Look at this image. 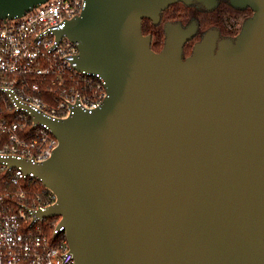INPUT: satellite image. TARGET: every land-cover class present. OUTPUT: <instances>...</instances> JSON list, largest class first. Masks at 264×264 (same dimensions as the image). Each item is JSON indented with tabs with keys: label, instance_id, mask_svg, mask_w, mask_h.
<instances>
[{
	"label": "water",
	"instance_id": "95a60500",
	"mask_svg": "<svg viewBox=\"0 0 264 264\" xmlns=\"http://www.w3.org/2000/svg\"><path fill=\"white\" fill-rule=\"evenodd\" d=\"M48 0H0V19ZM217 0H86L57 32L78 44V68L100 74L108 97L47 125L59 147L42 164L14 158L57 201L76 264H264V0L235 40L168 23L161 52L143 34L172 5Z\"/></svg>",
	"mask_w": 264,
	"mask_h": 264
},
{
	"label": "built area",
	"instance_id": "2783aa9c",
	"mask_svg": "<svg viewBox=\"0 0 264 264\" xmlns=\"http://www.w3.org/2000/svg\"><path fill=\"white\" fill-rule=\"evenodd\" d=\"M85 6L86 0H48L22 17L0 19V264H76L62 217H38L57 196L7 159L42 164L59 147L32 111L63 121L107 99L103 76L78 68V44L57 36ZM32 182L44 188L41 195Z\"/></svg>",
	"mask_w": 264,
	"mask_h": 264
},
{
	"label": "trees",
	"instance_id": "16d2710c",
	"mask_svg": "<svg viewBox=\"0 0 264 264\" xmlns=\"http://www.w3.org/2000/svg\"><path fill=\"white\" fill-rule=\"evenodd\" d=\"M222 7L223 6H220L218 9L213 10V11H203L204 15L202 16V18H200V19L197 18L198 19L197 21L199 22V25H200L199 33H200V31H204V30L206 31L207 29L211 28L212 26H218V25L221 26L222 23L224 22L223 21L224 16L225 17L227 16L228 19L229 18L230 19H236L240 22L242 20H245V18H247V16L251 14L250 10H235V9L233 10L231 8L232 11L228 12V10L226 8H224V10H223ZM185 8H187V6H185ZM166 11H165V13L162 14V15H164V17H165ZM185 18H188V17L185 16ZM241 27H242V25H239V27L231 26L228 29L226 26H224V30L227 34H229L231 36H237L238 34H240ZM142 29H143L144 35L152 34L153 39H155V38L158 39L157 41L155 40L153 42L152 50L153 51H159L160 47L162 46V44H160V42H159V38H162V36H164L162 23L159 26H155V25H152L150 23V21H146L143 23ZM0 107H1V103H0ZM30 186L32 187V191L34 193H36V195H41V191H43V189H44L39 182H32L30 184Z\"/></svg>",
	"mask_w": 264,
	"mask_h": 264
},
{
	"label": "rangeland",
	"instance_id": "374dc122",
	"mask_svg": "<svg viewBox=\"0 0 264 264\" xmlns=\"http://www.w3.org/2000/svg\"><path fill=\"white\" fill-rule=\"evenodd\" d=\"M204 15L203 13V9H201L200 5L197 3H194L192 6H189V8H185V6L181 3H177L175 5H173L172 7H170L165 14V17L163 15V22H162V27L165 25L166 22H169V20L173 23H180L183 26H189L191 24V21L194 19L195 21L198 20L197 18H202V16ZM253 13H251L250 15L247 16L246 19L252 17ZM188 17V18H185ZM245 20L240 21L239 25L244 24ZM239 27V26H238ZM204 31H200L199 36L197 39H195L192 43H190L186 49H185V57H188L190 55H192L193 53V44L198 41L202 35L204 34ZM157 41L158 39L155 38L154 41ZM235 40V39H233ZM163 41H164V36H162V38H159V42L160 44L163 45ZM162 47V46H161ZM160 47V48H161Z\"/></svg>",
	"mask_w": 264,
	"mask_h": 264
},
{
	"label": "flooded vegetation",
	"instance_id": "af4514ba",
	"mask_svg": "<svg viewBox=\"0 0 264 264\" xmlns=\"http://www.w3.org/2000/svg\"><path fill=\"white\" fill-rule=\"evenodd\" d=\"M200 5V4H199ZM220 6H223L222 8H223V10H224V8H226L227 10H228V12H230V11H232V9L234 10H250L251 11V13H253L252 12V10L251 9H237V8H235V7H233L232 5H231V3H230V0H217V6L215 7V8H213V9H211V10H207L204 6H202V5H200V7H201V9H203V11H213V10H216V9H218ZM232 8V9H231ZM163 13H165V12H163ZM162 13V14H163ZM249 19V18H248ZM163 20H164V18H163V15L161 16V22H160V24L163 22ZM247 20V19H246ZM245 20V21H246ZM146 21H150V20H148V19H145L144 20V22H146ZM223 23H222V25L221 26H212L211 28H209V29H207L205 32H204V34L202 35V37L198 40V41H196L194 44H193V50H194V46L198 43V42H200L201 40H202V38H203V36L207 33V32H209V31H211V30H214V31H217L218 32V34H219V38H218V42L219 41H222V40H226V39H231V40H233V39H235L237 36H231V35H229V34H227L226 32H225V30H224V26H226L228 29L231 27V26H233V27H238L239 26V21L238 20H236V19H228V17L226 16H224V18H223ZM143 22V23H144ZM196 23L197 24V27H198V31H197V34L195 35V37L192 39V40H190L185 46H184V49H183V58L184 59H187L188 57H190V56H188V57H185V55H184V53H185V49H186V47L190 44V43H192L195 39H197L198 38V35H199V28H200V25H199V22L196 20H192L191 21V24L192 23ZM150 23L152 24V25H154L153 23H152V21H150ZM168 23H173V22H171L170 20H169V22H166L165 23V25L163 26V32H164V29H165V26H166V24H168ZM173 24H180V23H173ZM190 24V25H191ZM182 25V24H181ZM182 27H184V28H187L188 26H183L182 25ZM241 29H242V27H241ZM241 32V31H240ZM145 36H151L152 37V44H153V42H154V39H153V35L152 34H148V35H145ZM165 40H166V35H165V32H164V41H163V45H162V47L159 49V51H155V52H157V53H159V52H161L162 51V49L164 48V45H165Z\"/></svg>",
	"mask_w": 264,
	"mask_h": 264
}]
</instances>
